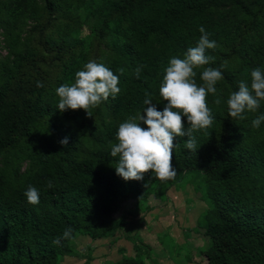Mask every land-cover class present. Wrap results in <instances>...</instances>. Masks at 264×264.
<instances>
[{"label":"trees","instance_id":"obj_1","mask_svg":"<svg viewBox=\"0 0 264 264\" xmlns=\"http://www.w3.org/2000/svg\"><path fill=\"white\" fill-rule=\"evenodd\" d=\"M42 20L37 42L60 65L56 85L73 78L76 60L72 45L43 39L56 21L62 0H41ZM114 1V2H112ZM87 0L94 14L109 6L116 12L113 33L114 58L107 67L119 77V94L104 101L98 123L80 115L65 124V110L50 95L51 81L42 67L44 55L33 52L18 58L5 70L0 82V155L30 137L38 125H46L57 143H46L28 154L33 170L20 186H12L0 173V264H57L69 254V243L78 234L91 238L109 236L115 229L114 214L126 199L143 198L161 180L149 171L141 180H123L116 174L119 157L109 153L120 123L146 107L145 93L152 99L163 69L172 57H183L195 46L203 26L216 42H229L236 30L247 26L237 11L242 0ZM235 4L231 11L222 6ZM253 22L234 45L239 60L238 78L223 74L231 92L241 81L250 83L254 68L264 70V51L251 37ZM65 27L68 29L69 25ZM49 46V49L45 47ZM211 56V50H206ZM24 63V64H23ZM141 68L140 76L134 70ZM123 69V73L120 72ZM223 73V72H222ZM43 87H37V82ZM264 114V101L257 110ZM249 114L245 112L243 115ZM244 118V119H245ZM244 119L228 116L227 106L217 115V129L200 140L207 129L193 132L198 149L190 152L180 137H174L172 164L176 175L203 173L207 208L200 225L209 238L203 252L205 264H264V137L248 135ZM183 120V119H182ZM91 147L80 152L81 131ZM67 138V144L60 142ZM51 181L52 188L47 184ZM31 185L39 191V203H27L24 192ZM72 239L53 241L67 229ZM116 264H137L124 258Z\"/></svg>","mask_w":264,"mask_h":264},{"label":"rangeland","instance_id":"obj_2","mask_svg":"<svg viewBox=\"0 0 264 264\" xmlns=\"http://www.w3.org/2000/svg\"><path fill=\"white\" fill-rule=\"evenodd\" d=\"M87 4V0H62L55 14L56 21L43 36L50 42L63 44L62 39L66 34L70 43H76L70 48L77 62L73 67V78L65 84L74 82L75 73L83 70L87 62L94 60L107 66L114 58V42L118 40H115L113 26L118 14L109 6L104 8V13L94 14ZM42 5L41 0H0V82L4 80L5 70H10L14 61L40 51L44 55L42 67L51 81L49 94L58 99L56 89L59 85L54 79L61 67H55L59 63L51 61V55L37 42L36 27L43 19ZM235 7V4L228 2L221 11L230 10L233 13ZM237 14L245 17L247 26L236 30L231 41H218L217 47L210 49L212 62L195 70L198 85L202 84L199 74L204 67L220 68L223 74L238 78L236 70L239 60L234 45L252 22L250 36L262 43L264 51V0H242ZM66 24L69 25L68 29ZM45 47L49 49L48 45ZM161 80L156 84L151 99L160 111L166 103L158 95ZM216 88V96H207L213 124L207 128L206 134L199 137L200 140L217 129V115L227 106V98L232 93L224 78L217 82ZM216 98H220V105L214 103ZM104 104L103 101L91 109L92 117H88L82 109H66V115H62L61 120L68 124L74 121V115H80L86 122L98 123ZM248 113L243 122L248 135L264 137V121L258 128L251 126V121L262 113ZM182 119L186 130L189 125L186 118ZM180 138L185 140L188 137ZM81 139L80 152L85 155L91 147L85 130L81 131ZM50 142L57 143L54 133L44 124L38 125L28 139L0 155V173L12 186H20L33 170L28 154ZM202 179L203 173H182L171 180L154 184L143 198L123 200L114 214L116 226L109 236L91 238L86 234L76 235L69 243V254L58 257L57 264H116L124 258H130L137 264H205L203 252L209 238L200 225L207 208L206 187Z\"/></svg>","mask_w":264,"mask_h":264},{"label":"clouds","instance_id":"obj_3","mask_svg":"<svg viewBox=\"0 0 264 264\" xmlns=\"http://www.w3.org/2000/svg\"><path fill=\"white\" fill-rule=\"evenodd\" d=\"M200 36L195 46L186 50L183 58L172 57L163 69L162 80L158 86V95L164 103L163 110H157L150 93H145L142 112L129 116L120 123L115 133V143L111 145L110 155L119 157L115 166L116 174L123 180H141L143 175L151 171L161 181L171 180L176 175L172 164L174 137L187 136L184 147L190 152L198 149L193 132L207 129L213 124L211 109L207 96L217 95L216 84L223 78L220 68L204 67L196 82L197 72L202 66L209 65L213 57L206 50L215 49L217 43L210 39L203 26L199 28ZM134 72L139 78L141 68ZM223 67V65H221ZM123 69L120 72L123 73ZM119 77L103 63L89 61L83 70L75 73L74 82L62 84L56 89L58 97L57 110L82 109L88 117H92L91 109L99 106L109 97L113 99L119 94ZM37 87H43L37 82ZM264 101V70L257 67L250 72V83L241 81L238 90L229 94L226 104L228 116L244 119L245 112H256ZM221 104L220 98L214 100ZM182 118H186L188 128L185 130ZM264 121V114L251 121L253 128H258ZM144 125L143 127L141 125ZM67 144V138L60 142ZM47 187H53L51 181ZM39 191L29 185L24 192L27 203H39ZM72 229L67 228L53 243L59 245L61 240L72 239Z\"/></svg>","mask_w":264,"mask_h":264}]
</instances>
